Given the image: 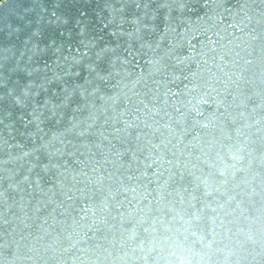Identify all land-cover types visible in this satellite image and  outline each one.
I'll use <instances>...</instances> for the list:
<instances>
[{
	"label": "water",
	"instance_id": "water-1",
	"mask_svg": "<svg viewBox=\"0 0 264 264\" xmlns=\"http://www.w3.org/2000/svg\"><path fill=\"white\" fill-rule=\"evenodd\" d=\"M134 2L135 0H0V65L4 66L0 68V81L4 80L7 84V88H0V94L17 85L23 91L32 81H39L36 91H40V83L49 87L50 81H56L55 85H51V92L33 98L32 107L13 108L10 102L6 105L0 104V191L4 192L3 208L0 211L3 217H6V221L0 219V236L6 243H10L13 238L19 240L20 232L26 227L28 231L25 235H30V238L42 235L44 230L52 232L55 236L56 232L50 227L54 225L59 231L75 229L79 239L86 241L82 247L90 250L88 255L74 251L70 256L65 254L57 261L48 260L47 264H80V261L75 260V255L83 256L84 264H144L139 253L128 251L125 254L120 250V233L124 230L121 221L123 220L126 226L129 219L127 214L120 217L115 209L111 216H108L107 212H101L105 197L117 195V188L121 189L117 199L123 201L126 208L128 204L125 196L132 199L135 195L137 199L133 200V204H138L139 200L143 199L145 189L154 195L162 188L173 192V196L167 201H162L159 206L155 205L152 196H149V207L145 208L148 215L137 216L133 211L132 215L137 221L133 227L139 230L142 219L155 220L159 216L163 227L161 228L160 223H157L156 227L160 228L161 232L171 228L170 234L177 231L190 234L189 230L195 229V221L188 222L189 216L185 210L191 209H188L187 202L183 205L178 203L179 197L175 195L174 189H179L181 195L187 196L184 188L191 192L195 184L206 179L209 191L215 186L220 187L221 193L225 192L221 181L207 176L209 169L204 161L209 160V157L204 155V152L212 155L213 160L209 161L211 163L216 159L217 152H220L221 157L226 156L225 145L231 146L244 141L251 143L255 149L251 157L255 166L251 174L245 172L239 179L243 180L247 176L246 186H255L258 193L264 188V108L259 106L264 104V97L260 95L264 85L261 84L260 77H252L250 74L253 83L241 84L239 90L232 84L215 85L218 91L213 90L207 95L202 90V86L212 88V84H207V81H214L223 75L213 67L210 49L214 45L210 43L209 38L219 42L215 45L218 51H227L232 47L228 44L232 33L229 24L234 22L241 6H244L245 11L255 13V18L259 19V14L264 12V3L261 0H166L168 6L162 7L164 0H143L149 4V9L141 7L137 10ZM122 6L127 7L133 14L136 12L141 21L149 25V29L155 28V32L145 29L143 39L136 37L134 49L143 46V50L148 53L145 59H159L170 51L171 45V51L185 61L181 67L189 79L182 82L183 77L179 70L173 73L170 69L169 74L165 76L158 74L154 65L146 66L143 61L139 64L133 61L131 64L118 66L116 71L120 74L114 76L107 84L98 82L96 87L99 92L86 101L76 96V103L61 109L55 115L52 111L44 109L41 103L39 112H43V116L34 123H29L33 117L26 113L33 111L36 100L49 102L51 109L53 104L63 98V89H60V86L65 85L66 81L65 86L70 94L73 89L83 91L84 87H89V61L82 54L87 52L88 57H93V52L84 45L91 42L100 47L107 45L117 48L120 59H125L121 48L125 45V40L113 39L109 35L114 30L112 28L102 31L103 23L111 19L109 14H113L114 8ZM81 13L85 15L82 16ZM152 15L156 17L154 23ZM134 18V15L129 17ZM124 27L125 30H134L135 26L127 24ZM82 32L85 35L82 36ZM217 33L219 35H216ZM165 35L167 40L161 44L157 56L156 50H149L147 45L160 43V38ZM101 36L103 40L100 39ZM127 42L129 45L133 44L131 38H127ZM37 44L40 48L38 56L34 52ZM77 48L80 51H76ZM96 50L98 51L99 47ZM30 56L41 60L40 73L31 78L24 71L26 68L32 70L36 66L35 60H29ZM115 59L112 57L113 61ZM127 59L131 60V57ZM137 59L139 60V53ZM205 59L208 60L207 66L203 64ZM44 61H47V68ZM216 62L220 63L219 56ZM104 66L111 69L109 62ZM189 67L191 71H188ZM209 69L216 74L215 78L209 74ZM76 72L81 75L77 77ZM194 73L198 75L194 76ZM150 77H155L157 83L154 84ZM157 88L159 92L156 91ZM89 90L91 91V88ZM228 90L232 91L231 96L228 95ZM145 92L149 93L148 100L153 103L156 97H163L164 93H168L166 105L161 102L153 107V103L145 101L153 113L160 112L155 119L147 114L143 107L139 118L136 119L135 107L140 99H144ZM172 93L176 95L173 96ZM203 100L208 103H202ZM176 107L185 115L177 113ZM194 107L199 108L204 116L196 117ZM165 112L168 115H165ZM132 119H136L138 129L127 128L126 124L121 123H131ZM258 120L262 123L257 126ZM144 121L151 127L145 128ZM176 121H179V126ZM168 123L172 124L171 130L165 127ZM204 124H208V127H202ZM117 127L121 128L120 132H116ZM129 132L132 133L131 136L128 135ZM148 140L154 144L160 140L165 143L172 140V144L167 149L162 148L161 152H166L168 158L174 159L175 167L165 165L169 171L164 173L163 178L153 174L160 170L155 165L151 169L146 167L154 158ZM221 148H224L223 152L220 151ZM173 152L176 154L174 158ZM93 167L97 169V175L112 173L102 186L104 191H95L93 186L89 185L87 192L80 194L75 193L73 188L78 197L68 202L73 207L69 208L65 204L64 208H59L60 202L66 199L64 193L74 183L73 177L81 179L83 171H88L91 176ZM27 175L31 177L28 183L24 181ZM196 177H201V180ZM37 179L40 181L39 188L35 183ZM165 181H168V184H165ZM109 187L112 189L111 193L108 192ZM130 187H135L137 192L133 194L126 191ZM25 188L28 191H25ZM197 195L203 198V185ZM219 200L218 194L207 203L216 207V201ZM260 201L261 197L257 196L256 215H259V210L264 207ZM111 203L116 204V201ZM85 204L92 211H81ZM116 208H119V204H116ZM9 209L12 211L9 212ZM92 212L96 213L95 216ZM106 216L107 222L102 223ZM45 220L48 224H44ZM93 222L102 232L95 230ZM245 223L240 222L230 227L238 231ZM89 227H93L92 232H88ZM216 227L218 232L223 231L218 223ZM105 236L107 240L104 239ZM97 243L106 246L109 252L101 255L95 250ZM113 243H116L114 249ZM197 251L199 250L187 253L181 259L185 264H237V261L239 264H255L251 259L244 260L240 256L229 259L227 251L211 257L202 253L197 255ZM4 259L5 264H37L33 260L14 261V257L7 251L4 253ZM154 264H179V261L165 252L156 256Z\"/></svg>",
	"mask_w": 264,
	"mask_h": 264
},
{
	"label": "snow or ice",
	"instance_id": "snow-or-ice-1",
	"mask_svg": "<svg viewBox=\"0 0 264 264\" xmlns=\"http://www.w3.org/2000/svg\"><path fill=\"white\" fill-rule=\"evenodd\" d=\"M261 2L264 3V0H261ZM161 6H168L166 0L161 3ZM134 7L137 10L141 7L149 9V4L144 3L143 0H135ZM53 15H55V13H53ZM81 15L83 16L85 13H81ZM109 15L111 16V19H109L108 22L103 23L102 31L112 28L114 30L111 31L109 35L113 39L119 38L120 40H125V45L121 46L122 51L125 53V59H120L117 48H110L107 45L100 47L98 44L91 42H89L88 45H84L89 51L93 52V57H88L87 52L82 54L89 61L87 65V72L90 77L88 80L89 87H84L83 91L73 89L70 94L68 87L65 86L67 84L66 81L65 85L60 86V89H63V98L57 104H53L51 109H49V102L41 101L39 99L36 100V105L33 108V111L31 113H26V115H31L33 117V120L28 121L29 123H34L35 120H38L43 116L44 113L39 112L41 103H43L44 109L52 111L55 115L61 109L69 108L73 103H76V96H79L81 100L86 101L91 96L97 95L99 92V89L96 87L98 82L101 84H107L114 76L120 74L119 71H116L118 66L131 64L133 61H136L137 64H139L140 61H143L146 66L154 65L156 67V72L165 76L169 74L170 69H172L173 73H175L176 70H179L180 75L183 77L182 82L189 79V77L184 74V69L181 67L185 61L181 59L180 56H176L174 51H171V45L169 47L170 51L159 59H145L148 53L143 50V46L140 49H134L135 38L139 37L140 39H143L145 29H149V25L143 23L140 17L136 15V12L133 14L128 11L127 7L122 6L114 8L113 14ZM133 15L135 18L129 19V17ZM259 16L260 18L256 19L255 13H249L244 10L243 5L241 6V10L236 13L234 22L229 24L232 33L228 38V44L232 45V47L228 48L227 51H218L215 45L219 42L209 38L210 43L214 45V47L210 49V52L212 53L210 58L213 61V67L223 75L219 78H215L216 74L209 69V74L215 79L214 81H207V84H212V88L202 86V90L206 95L210 94L213 90L218 91V89L215 88V85L218 84H232L235 85L237 90L240 89L241 84L250 85L253 83L250 74L252 77L258 75L261 79V84L264 85V12H261ZM151 18L154 23L156 17L152 15ZM127 24L134 25V30H125L124 26ZM149 30L155 32L154 27ZM81 35L83 36L85 33L82 32ZM216 35H219V33ZM127 38L133 40L132 45L128 44ZM100 39L103 40V36H101ZM166 40L167 37L165 35L160 38V43H149L147 48L149 50L154 48L156 50L155 55L158 56L161 44L165 43ZM98 47L99 50L97 51L96 49ZM225 47L227 48V45H225ZM30 51L32 50L30 49ZM76 51H80V49L77 48ZM34 52L37 56L39 55L40 48L38 44L36 45ZM137 53H139V60L137 59ZM25 55H27V53H25ZM205 55H207V53H205ZM217 56H219L220 63L216 62ZM112 57L116 58L115 61L112 60ZM128 57H131V60H128ZM29 60H35L36 65L32 70H28L27 68L24 69L27 76L31 78L40 73L39 64L41 63V60L35 59L33 56H30ZM106 62L111 63V69L104 66ZM43 63L45 68H47V61H44ZM203 64L207 66L208 60L205 59ZM3 67V65H0V68ZM188 71H191L190 67ZM141 73H143V70H141ZM76 75L79 77L81 73L76 72ZM193 75H198V73H194ZM150 78L153 80L154 84L157 83L155 77ZM45 79L47 80V75H45ZM37 83H39V81H32V83L23 91L20 90L17 85L11 90L6 91L4 94H0V104L6 105L10 102L13 108L32 107L33 98L40 97L45 92H51V85H55L56 81H50L49 87H45L43 83H40V91H36ZM185 87H187V85H185ZM0 88H7V84L4 80L0 81ZM90 88L91 91L89 90ZM156 91L159 92V88H157ZM193 91H195V88ZM85 93H87V95H85ZM137 95H139V93H137ZM148 95L149 93L145 92L144 99H140L139 104L135 107L136 119L139 118L142 107L145 112L151 115L154 119L160 115L159 111L153 113L152 110L148 108L145 101L147 100L148 103H153L152 100H148ZM172 95L175 96L176 93H172ZM228 95H232L231 90H228ZM260 95L264 97V90L261 91ZM167 96L168 93H164L163 97H156L153 107L161 104V102L166 105L168 103V100L166 99ZM129 100H131V98H129ZM249 100H251V97H249ZM189 103H191V101H189ZM202 103L207 104L208 101L203 100ZM259 106L264 108V104ZM161 111H163V109H161ZM175 111L181 116L185 115L179 107H176ZM194 112L196 117L204 116V113L199 108L194 107ZM165 115H168V113L165 112ZM241 115H243V113H241ZM136 119H132L131 123L128 121H121V123L126 124L127 128L135 127L138 129L139 125L136 123ZM156 122L159 123L158 120ZM0 123H2V121H0ZM176 123L179 126V121H176ZM261 123L262 121H256L257 126ZM144 125L145 128L151 127L147 121H144ZM165 127L171 130L172 124L168 123ZM202 127L207 128L208 124H204ZM120 131L121 128L117 127L116 132ZM157 131H159V129H157ZM128 135L131 136L132 133L129 132ZM245 135H247V133H245ZM138 139L139 137H137V140ZM229 139H231V137H229ZM147 143L151 146V150L154 152V158L152 159V163L146 167L151 169L153 165H155L157 169L160 170L155 171L153 174L163 178L164 173L169 171V168L165 167V165L175 167L174 159L168 158L166 152H161L162 148L167 149L168 146L172 144V140H168L167 143H165L164 140H160L157 144L148 140ZM225 147H227L226 156L221 157L220 152H217L215 154L216 159L211 163L209 161L213 160L212 155L208 152H204V155L209 157V160L204 161L206 167L209 169L207 176L221 181V187L225 188L224 193L220 192V187L215 186L209 191V184L206 179L202 180V183L195 184L191 192H189L188 188H184L183 191L188 194L187 196L181 195L179 189H174L175 195L179 197L178 203L183 205L187 202L188 209H191V211L185 210L189 216L188 222L192 223V221H195V229L189 230L190 234H185L184 232L179 231L175 234H170L172 233L171 228L164 229L161 232L160 228L156 227L157 223H160L161 228L163 227V222L160 221L159 216H157L155 220L142 219L139 230L133 227L137 222L136 217L132 215L133 211L137 216L141 214L148 215V213L145 212V208L149 207L147 203L149 196H152L153 202L157 206H159L162 201H167L169 197L173 196V192L167 191L166 188H162L161 191L155 195L145 189L143 199L139 200V203L135 205L133 204V200L137 199L135 195L132 199H128L127 196H125L128 208L125 207L123 201L117 199L118 195L121 194L120 188L116 189L117 195H109L105 197L103 202L104 206L101 208L102 213L107 212L108 216H111V212L115 209L118 216L125 217L127 214L129 217L126 226L125 222L123 220L121 221L122 227L124 228L123 232L120 233L122 242L119 246L121 252H124L125 254H127L128 251H131L133 254L139 253L140 259L144 261V264H154L156 256L162 255L165 252L175 258V260L179 261V264H185L181 257L187 253L196 251L197 249L199 250L196 253L197 255L202 253L211 257L212 255L222 254L227 251L229 253V259L240 256L244 260L251 259L255 264H264V207L259 210V215H256L255 212V198L257 196L261 197L260 202L264 205V188L258 193L255 186L250 188L246 186L247 176H245L243 180L239 179L240 175L245 174V172L251 174L255 166V161L251 159L255 149L252 148V144L247 141L232 144L231 146L225 145ZM141 151L143 150L141 149ZM201 151H203V149H201ZM220 151L223 152L224 148H221ZM25 155H28V153H25ZM175 155V152H173L172 157L174 158ZM218 164L220 165L219 167ZM262 164H264V162H262ZM91 173L92 175L90 176L88 171H83L81 173V179L73 177L74 183L69 186L64 193L66 199L65 201L60 202L58 205L59 208H64L65 204H67V207L72 208L73 205L68 202L78 199L75 193H86L89 185H92L95 191H104L102 186L108 178L112 176V173L97 175V169L95 167L91 168ZM129 179H135V177H129ZM196 179L201 180V177H196ZM30 180V175L24 177L26 183L30 182ZM169 180H171V176L169 177ZM262 182H264V178H262ZM35 183L39 188V179H37ZM149 183H151V181H149ZM165 184H168V181H165ZM202 185L204 193L203 198L200 195H197L201 190ZM168 186L171 187V185ZM73 188H75V193L73 192ZM241 189H243V191H241ZM25 191H28V189L25 188ZM111 191L112 189L109 187L108 192L111 193ZM126 191L135 194L137 189L135 187H130ZM29 194L31 195V193ZM218 194L220 200L216 201V207H212V204L207 203V201H212ZM3 197L4 192L0 191V209L3 208ZM94 198L95 197H93V199ZM85 200H87V197ZM111 201H116V204H119V208H116V204L111 203ZM194 201L196 203H194ZM129 209H131V211ZM42 210L43 209H37V211ZM11 211L12 209H9V212ZM53 211H56V209H53ZM81 211L87 213L92 211V209L88 208L85 204V206L81 208ZM149 211H151L150 208ZM157 211L164 212L165 209H157ZM63 214L64 213H61V215ZM92 214L95 216L96 213L92 212ZM112 218L116 219V217ZM0 219L6 221V217H3L2 211H0ZM181 219H183V216ZM101 222L106 223L107 216L105 217V220ZM240 222L246 223L243 227L239 228L238 231H234L233 227H230V225L234 226ZM76 223L80 222L76 221ZM217 223L219 228L223 231H217ZM44 224H48V221L45 220ZM50 227L56 232L55 236H53L52 232L44 230L42 235H35L34 238H30V235H25V232L28 231L27 227L20 232L19 240L13 238L10 243H6L3 237L0 236V264H5V251H7L10 256L14 257V261L21 259L33 260L36 261L37 264H40V262L47 264L48 260L57 261L65 254L69 255L74 251L84 253L85 255L89 254L90 250L82 247L86 241L79 239V234L75 229L59 231L55 229L54 225H50ZM93 227L96 231L102 232V229L99 228L95 222H93ZM93 227H89L88 232H92ZM85 235H87V233H85ZM104 239L107 240L108 238L105 236ZM225 241H228V243H225ZM94 247L101 255L109 252V249L102 244L97 243ZM115 247L116 243H113L112 248L114 249ZM105 258L107 257L105 256ZM97 259H99V257H97ZM75 260L80 261V264H84V258L81 255H75ZM237 264H239V261H237Z\"/></svg>",
	"mask_w": 264,
	"mask_h": 264
}]
</instances>
